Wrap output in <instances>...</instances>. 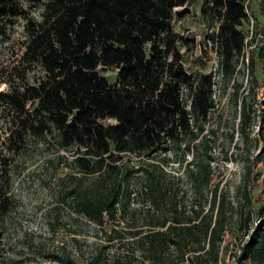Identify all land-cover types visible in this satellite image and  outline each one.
Wrapping results in <instances>:
<instances>
[{"label": "trees", "instance_id": "16d2710c", "mask_svg": "<svg viewBox=\"0 0 264 264\" xmlns=\"http://www.w3.org/2000/svg\"><path fill=\"white\" fill-rule=\"evenodd\" d=\"M38 1L39 20L30 0H0V40L19 19L24 31L21 55L0 70V113L9 125L0 142V218L12 206L14 161L41 144L42 165L73 171L61 199L71 210L75 253L53 260L217 264L237 212L212 183L216 158L206 124L215 108L213 74L185 68L183 38L173 27L174 9L189 0ZM200 8L217 23L216 69L223 88L232 82L237 103L246 0H201ZM99 68L116 70L115 80ZM248 68L252 74V61ZM240 106L242 131L246 96ZM257 134L264 140V125ZM257 217L238 262L264 264V206Z\"/></svg>", "mask_w": 264, "mask_h": 264}, {"label": "rangeland", "instance_id": "374dc122", "mask_svg": "<svg viewBox=\"0 0 264 264\" xmlns=\"http://www.w3.org/2000/svg\"><path fill=\"white\" fill-rule=\"evenodd\" d=\"M246 3L248 21L240 27L246 35V44L234 76L235 83L240 85L237 103L232 82L223 88L217 72L212 39L217 23L203 15L201 0H189L176 7L173 17V27L183 38L180 50L185 68L213 74L215 108L206 124L213 131L212 153L216 158L212 183L219 184L235 203L237 212L224 232L217 264H252L249 259L238 262L237 258L248 237L247 231L258 222L257 211L264 206V140L257 134L259 125H264V0H246ZM30 5L29 13L39 20L40 2L30 0ZM22 23V19L17 20L10 38L0 40V70L14 65L24 49ZM250 61L254 65L252 74L248 68ZM98 70L108 81L115 80L116 70ZM38 74V68L30 71L28 80L32 82ZM4 88V82H0V89ZM243 96H246L248 119L241 131ZM8 126L0 113V142ZM44 152L38 144L14 161L10 174L12 206L0 218V260L11 257L21 259L22 264H59L53 260L54 256H74V234L70 233L73 226L67 220L71 210L61 199L63 186L73 171L42 165ZM56 215L59 220L50 228ZM62 217L66 219L60 220ZM90 231V227L84 228L85 233L91 234Z\"/></svg>", "mask_w": 264, "mask_h": 264}]
</instances>
